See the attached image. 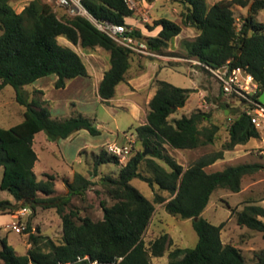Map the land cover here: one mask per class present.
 I'll return each instance as SVG.
<instances>
[{
    "label": "trees",
    "instance_id": "16d2710c",
    "mask_svg": "<svg viewBox=\"0 0 264 264\" xmlns=\"http://www.w3.org/2000/svg\"><path fill=\"white\" fill-rule=\"evenodd\" d=\"M172 1L185 8L181 13L182 24L161 18L146 26L149 31L159 28L156 36H145L137 29L131 36L144 41L148 51L158 53L169 47L183 26L193 28L198 35L192 41L183 42L187 58L198 61L210 74L208 68L220 69L226 65L245 70L258 83L262 91L258 94L260 97L264 92V23L258 22L256 17L264 10V0H220L211 6L207 0ZM82 3L98 20L131 27L129 21L135 12L127 0H83ZM235 7L249 8L240 29ZM0 31V92L7 86L13 87L17 102L25 107L21 123L8 129L0 128V193L6 191L14 199L13 202L0 200V215L11 216L22 208L34 213L37 208L55 209L63 229L61 242L56 243L31 233L28 226L25 233L29 234L30 247L24 255H19L6 239L1 240V264H76L79 258L86 256L100 264H154L153 258L166 255L169 258L166 264H264V251L257 254L254 262H248L240 248L222 241L224 223L216 226L203 217L216 190L239 193L246 177L264 170L261 164H241L219 172L206 171L224 159L226 152L251 139H260V131L251 116L243 112L245 105L239 107L244 99L235 94L224 96L220 87V94L227 102L217 99V103L234 116L228 126L229 139L219 150L184 168L168 153L167 146L191 151L213 145L221 128L213 122L210 112L202 110L170 119L186 106L190 90L156 79V93L149 103L146 123L135 129L143 149L133 153L117 178H102L112 204L108 206L106 201H101L103 219L95 221L82 217L77 210L67 211L74 197L85 196L92 180L81 173H75L71 179L63 177L67 191L58 192V175L43 172L38 177L36 173L39 158L34 142L36 135L42 132L48 141L58 143L81 130L93 137L102 135L103 131L94 118L80 112L53 118L50 103L42 99L44 92L37 90L39 96L29 99L23 87L55 75L54 87L63 89L69 81L89 76L80 54L59 42V38L64 37L74 46L102 48L109 53L110 66L98 86L102 103L109 105L117 86L127 81L133 52L101 32L87 18H60L52 5L41 0L31 1L21 12L14 9L10 0H0ZM147 150L151 151L148 157L144 155ZM85 152L87 150L80 151V157ZM92 153L94 173L103 164H120L106 147ZM143 163L151 176L140 171ZM134 179L146 182L153 190L158 188L168 193L169 198L156 194L154 202L148 200L131 185ZM258 202L261 201L251 202L239 211L233 209L232 213L240 227L264 236V209L256 205ZM155 203L164 204L171 216L192 221L198 235L194 248L175 245L168 233L146 244L144 235L154 216Z\"/></svg>",
    "mask_w": 264,
    "mask_h": 264
},
{
    "label": "rangeland",
    "instance_id": "374dc122",
    "mask_svg": "<svg viewBox=\"0 0 264 264\" xmlns=\"http://www.w3.org/2000/svg\"><path fill=\"white\" fill-rule=\"evenodd\" d=\"M31 1L33 0H10V3L17 12H21ZM41 1L52 5L60 18H71L63 9L56 7V0ZM207 1L211 6L220 0ZM134 3L135 7L133 10L135 13L133 19L136 17L135 19H138L145 26L153 25L155 20L161 18H170L182 24L181 13L185 8L177 2L172 0H157L150 6L145 5L142 0H134ZM234 14L237 18L238 29H240L245 18L249 15V8L235 7ZM256 20L264 23V10L258 13ZM147 22H150V24ZM158 29L156 28L151 33H146L147 35L156 36ZM197 35V30L183 26L180 35L174 38L170 42L169 47L163 49L161 52L153 53V55L134 52L131 56V69L129 72L132 76V83L130 85L121 83L117 87L114 100L109 105L91 102L88 108L80 107L81 110L83 109L84 115L96 119L104 135H107L108 132L115 135L119 145H127L128 142H133V153H136L142 150L143 147L137 141L135 129L138 125L146 123L145 114L149 111V105L146 104L145 99L149 94L156 92V89L151 84L156 79L166 81L176 87L190 90V98L186 106L179 109L170 119H180L183 116H189L194 110H202L210 112L213 122L221 128L219 137L213 145L191 151H179L167 146L168 153L178 164L187 168L200 157L219 150L222 144L229 139L228 126L230 119L234 116H230V113H227L228 110L217 103V99L226 101V98L221 96L220 86L214 76L203 70L196 63V60L187 58L183 42L192 41ZM59 42L77 51L88 70L92 73H95L96 68L98 71L100 69L106 71L110 66V55L102 48L83 49L80 46H74L64 37H60ZM94 59L96 60L94 61ZM140 68L141 71H139ZM54 77L56 76L45 77L41 82ZM80 79L85 80L87 78L80 77ZM131 86L136 90L131 99L136 103L139 101L140 106L132 101L125 100L131 93ZM23 91L29 99L39 96L36 94L37 89L31 85L23 87ZM68 94H70L69 91L57 90L54 87L48 92V95L53 98L56 96H67ZM42 99H44V95ZM228 101L233 105L231 100ZM243 104V102H240L239 107H242ZM55 107L51 113L53 118L67 116L61 102ZM24 111L25 107L20 105L16 100L15 89L11 86L5 87L0 92V128L8 129L21 123L24 119ZM258 130L261 134L260 139H251L248 143L236 147L233 151L226 152L224 159L208 167L206 171L214 173L223 171L230 166L241 164L264 165V123L258 127ZM91 138L95 140L96 137H82L80 135L75 139V141H78L74 145L75 150L82 147L87 148L83 149L87 150V152L78 158L74 148L68 150L67 159L69 161L74 160V163L66 165L60 161L61 157L57 153L54 157L45 152L44 146L40 142L47 139L46 134L44 132L38 134L34 148L39 155L42 165L38 164L36 166V173L40 177L41 173L46 170L51 174L58 175L60 180L57 183L56 190L62 193H66L67 191L62 182L63 177L71 179L75 173H81L90 178L93 183L85 196L74 197L67 211L77 210L82 217L88 216L98 221L103 219V210L100 207V202L106 201L108 206L112 204L111 198L107 193V188L102 184V178L107 176L117 178L124 164H103L98 168L97 173H94V158L91 151L99 152L101 148L106 147V144L94 149V141ZM51 146L55 148V145ZM146 152V157H148L151 151L147 150ZM140 171L145 176H151V173L146 169L145 163L141 165ZM1 173L2 168L0 167V175ZM131 185L152 202H154L156 194L169 198L168 193L160 191L157 187V189L153 190L146 182L140 179L132 180ZM0 200L14 201L13 197L6 191L0 193ZM257 201L261 202L256 203V205L264 209V170L253 176L246 177L242 182V190L239 193H232L224 189L216 190L212 194L210 202L203 213V217L213 225L219 226L224 223L221 235L222 241L240 248L248 262H254L257 254L264 251V236L262 233L240 227L237 224L236 215L234 212L232 213V210L236 209L239 211L247 204ZM155 209L152 221L144 235L147 245L164 233L170 234L174 239L175 245L183 249H191L197 245L198 235L193 228L191 220L169 215L164 204L155 203ZM13 222L19 223L20 226L24 227L22 233L18 234L10 229ZM28 226L31 228V233L49 238L56 243L61 242L63 232L62 220L55 209L44 208H37L35 213L30 209V213L21 216L19 220H16L13 215H0V241L6 239L7 243L19 255H24L30 247L29 234L25 233V229ZM1 249L2 246H0ZM168 261L167 255L152 259L154 264H166Z\"/></svg>",
    "mask_w": 264,
    "mask_h": 264
},
{
    "label": "built area",
    "instance_id": "2783aa9c",
    "mask_svg": "<svg viewBox=\"0 0 264 264\" xmlns=\"http://www.w3.org/2000/svg\"><path fill=\"white\" fill-rule=\"evenodd\" d=\"M130 7L133 9L134 0H127ZM83 0H56V7L64 9L70 16H82L87 18L97 29L109 36L116 43L124 46L134 52H141L148 55H153L152 52L147 50L146 45L132 37L131 34L135 30L134 27L127 28L125 25H117L112 22L98 20L93 17L88 10L83 6ZM201 65L198 61H196ZM211 74L221 87L222 94L224 96H232L235 94L244 99L243 112L251 116L252 123L258 128L264 123V104L260 102L261 96L258 97L262 91L258 83L254 80L252 75L248 74L241 68H232L226 65L220 69L208 68ZM233 123V118L230 119V124ZM133 142H128L127 145H119L116 142L106 145V150L109 154L115 156L121 164H126L127 161L133 155ZM30 213L29 208H22L15 215L16 220H19L21 216H25ZM9 227V226H8ZM10 229L20 234L24 230V227L19 223L13 222ZM86 262V263H85ZM76 264H100L97 260H92L89 256L79 258Z\"/></svg>",
    "mask_w": 264,
    "mask_h": 264
},
{
    "label": "crops",
    "instance_id": "0c3cea01",
    "mask_svg": "<svg viewBox=\"0 0 264 264\" xmlns=\"http://www.w3.org/2000/svg\"><path fill=\"white\" fill-rule=\"evenodd\" d=\"M157 0H154L152 3H149L147 2L146 0H142V2L147 5V6H150V5H153ZM58 9H61V8H58ZM64 10V9H63ZM65 12V10H64ZM136 18V17H135ZM130 19L129 23L132 27H134L135 29L137 30H140L145 36H150L147 35V33H151L152 31H149L146 26L144 24H142L141 22H139L138 19ZM150 24V22H147ZM147 32V33H146ZM159 33V29H158V32L157 34ZM152 36V35H151ZM67 46V45H66ZM96 59H94L95 61ZM95 69V68H94ZM97 69V68H96ZM95 69V73H92L88 70V74L89 76L88 77H85L87 79L85 80H81L80 77L78 78H75L71 81H69L66 85L65 88L63 89H57V90H63V91H69L70 94H68L67 96H59V97H51L48 95V92L52 89V87H54V84L57 80V77H54V78H51L45 82H41L45 79L42 78V79H39L38 81H36L34 84H32L31 86L34 87L35 89L37 90H41L44 92V99L47 100L49 103H50V111L51 113L54 111V109L56 108L55 106L58 105V103H62L63 105V108L65 109L66 111V117L68 116H71L73 114H76L78 112L80 113H83L84 114V111L83 109L81 110L80 107H90V103L93 102L94 104H102V101H101V98L99 97L98 95V86L100 84V82L102 81L103 79V76H104V73L106 71L104 70H101L98 71ZM131 69V68H130ZM141 71V68L140 70ZM130 72V70H129ZM128 72V76H127V81L126 82H123V83H126L128 85H130V83H132V76L131 74ZM95 76V77H94ZM95 78V79H94ZM154 87V82L153 84ZM119 86V85H118ZM117 86V87H118ZM152 87V86H151ZM55 88V87H54ZM155 88V87H154ZM56 89V88H55ZM156 89V88H155ZM117 90V88H116ZM134 93H136V90L134 87L131 86V93L129 94L128 98H126L125 100H128V101H132L134 103H136L133 99H131L132 96H134ZM156 93V92H155ZM154 94H149L147 96V98L145 99V102L147 105H149L151 99L153 98V96L155 95ZM116 95V94H115ZM115 98V97H114ZM114 98L110 101V104L111 102L114 100ZM139 101H137V105L140 106V103H138ZM229 111H227L228 113ZM148 112H146L145 114V120H146V116H147ZM61 118H64V117H61ZM96 120V119H95ZM97 122V121H96ZM98 124V127H99V123L97 122ZM139 126V125H138ZM100 128V127H99ZM102 130V129H101ZM82 136V137H91V135L86 131V130H81L77 133H75L74 135H72L71 137H69L68 139H62L60 140L58 143H52L50 141H48V139H45L43 141L40 142V144L42 146H44V150L45 152L49 153L50 155L54 156L56 155V153L58 155H60V161L64 162L66 165H70L72 163H74V160L73 161H69L67 159V156H68V150H71L72 148H74V145L77 144L78 141H75V139L78 137V136ZM38 135H36L37 137ZM36 137H35V142H34V145L36 144ZM93 137V136H92ZM91 140H93V148L96 149L98 147H100L101 145H107L109 143H113V142H116L117 143V139H116V136L109 133L107 135H100L98 137L94 139L91 138ZM51 145H55L54 147L55 148H52L53 146ZM82 147H79L75 150V154H77V157L79 158L80 155V151L83 150V149H87V148H82ZM35 149V148H34ZM36 151V150H35ZM93 152V151H91ZM37 153V152H36ZM38 155V154H37ZM38 158H39V155H38ZM77 158V159H78ZM40 164L42 165L40 159H39V162L36 164V166ZM36 169V167H35ZM43 172H47L49 173L48 171H43ZM51 174V173H50Z\"/></svg>",
    "mask_w": 264,
    "mask_h": 264
},
{
    "label": "water",
    "instance_id": "95a60500",
    "mask_svg": "<svg viewBox=\"0 0 264 264\" xmlns=\"http://www.w3.org/2000/svg\"><path fill=\"white\" fill-rule=\"evenodd\" d=\"M260 102H261L262 104H264V94L261 96V98H260ZM146 154H147V152L144 153L145 156H146ZM196 220H197V218H196ZM32 263H34V261H32Z\"/></svg>",
    "mask_w": 264,
    "mask_h": 264
}]
</instances>
